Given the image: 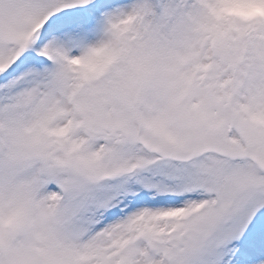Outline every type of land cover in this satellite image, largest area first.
Segmentation results:
<instances>
[{
    "label": "snow or ice",
    "instance_id": "snow-or-ice-1",
    "mask_svg": "<svg viewBox=\"0 0 264 264\" xmlns=\"http://www.w3.org/2000/svg\"><path fill=\"white\" fill-rule=\"evenodd\" d=\"M0 264H264V0H0Z\"/></svg>",
    "mask_w": 264,
    "mask_h": 264
}]
</instances>
